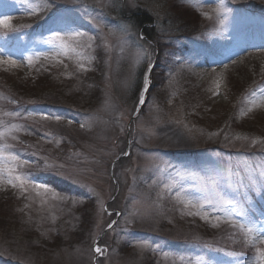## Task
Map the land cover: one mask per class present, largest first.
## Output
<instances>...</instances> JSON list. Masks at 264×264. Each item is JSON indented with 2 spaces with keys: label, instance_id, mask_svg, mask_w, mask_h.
<instances>
[{
  "label": "rangeland",
  "instance_id": "rangeland-1",
  "mask_svg": "<svg viewBox=\"0 0 264 264\" xmlns=\"http://www.w3.org/2000/svg\"><path fill=\"white\" fill-rule=\"evenodd\" d=\"M28 2L0 0L15 29L0 28V61H16L0 63V144L50 191L0 186V264H240L264 251L197 203L217 187L232 193L230 168L264 162V107L247 111L264 99V0H51L43 20ZM131 10L152 18L153 39L132 25ZM60 18L92 36V48L62 63L37 57L50 53L43 40ZM247 195L264 211V193Z\"/></svg>",
  "mask_w": 264,
  "mask_h": 264
},
{
  "label": "snow or ice",
  "instance_id": "snow-or-ice-1",
  "mask_svg": "<svg viewBox=\"0 0 264 264\" xmlns=\"http://www.w3.org/2000/svg\"><path fill=\"white\" fill-rule=\"evenodd\" d=\"M99 2V0H98ZM202 6V5H201ZM54 5L51 0H29L28 2V14L37 15L43 13L40 16V19L43 20L53 9ZM213 11L217 14V19L222 25L224 21L219 19L220 15L223 12L222 6L217 4ZM206 15V14H205ZM85 19L88 23L94 24L95 27H101L99 24H95L96 17L85 16ZM55 27L49 28L48 31L50 35L43 40V43L51 46L50 53H38L37 57L43 56L44 59H52L57 63H62L61 57H67L70 53L81 56V53L78 49H90L92 48L91 41L93 37L88 35L87 32L81 30L79 27L74 26V21L72 23L65 22L62 18L54 21ZM22 27H31V25H23ZM130 26H122L120 31L122 34L127 35L128 28ZM0 28L15 30L12 29L10 18L7 16L0 17ZM111 35H115L116 32L113 29H109ZM141 40L143 36L139 37ZM126 43V41H122ZM28 65L31 66L33 63V56L29 55L25 57ZM138 61V58H137ZM6 62L12 66H16V61L9 59L8 61H0V63ZM149 70L151 69V63H149ZM227 67V65H225ZM80 70H87L83 63L79 64ZM261 71L264 72V66H262ZM149 76L146 73L144 76V84L148 85ZM216 87L219 88L220 84L217 81ZM264 92V90H261ZM215 94V93H214ZM255 97V91L252 93ZM145 101L143 99V93L139 100L140 104H143ZM264 107V99L259 101L253 100L252 107L248 108V112H251L253 108ZM246 114V113H243ZM4 115H10V113L5 112ZM11 115H18L16 113H11ZM31 115H40L42 119L47 120H56L60 121L65 119V117L51 113H39L33 112ZM91 119V118H89ZM73 121L68 120V123L71 124ZM82 128L85 126L83 123L80 125ZM10 131V130H9ZM7 135L6 131H0V138ZM15 139V137H13ZM251 143L255 145L256 140H252ZM7 144H0V186L8 185L14 189H19L22 193L27 192L29 187L32 189H43L45 192L50 191L49 186L37 180L31 173H22L19 169L23 168L30 164V161L27 159H22L20 155L15 154L11 151H8ZM127 155V153H124ZM47 167V165H46ZM243 169V172L240 169ZM231 175L236 176L237 180L235 181L236 187L233 189L232 193L226 194L219 187L212 190L210 193L204 195L200 200L197 201L199 208L204 209L205 205H210L215 212H223L225 222L241 237V243L245 247L254 246L257 242H264V211H258L252 204V201L249 199L247 192L249 190L255 191L257 194L264 193V162L261 163H248L242 162L237 166L236 170L229 169ZM180 173H177V176H180ZM168 190L172 189V183L164 185ZM228 187H232L231 181L228 184ZM241 190H243V198L241 199ZM184 190L181 188L180 190ZM39 194V193H37ZM57 195L56 193L53 194ZM180 193H177L179 196ZM61 200L69 199L65 197H60ZM187 203H192L191 200ZM25 207H28L26 204ZM101 212H106L107 209L104 208L103 204L100 205ZM190 215L193 213H189ZM199 214V212L195 213ZM116 215H120L116 213ZM132 215H135L133 213ZM208 217V213H205L201 216L202 219ZM217 220L220 219L219 216L216 217ZM131 223V221H128ZM117 224V221L113 220L107 225L108 229H113V226ZM215 226V225H214ZM147 242H141V245H145ZM93 251L96 254L103 255L107 252V248H102L96 246L93 248ZM232 256L243 255V253H229ZM240 264H264V251L259 248L256 249L255 255L250 259H245L240 262Z\"/></svg>",
  "mask_w": 264,
  "mask_h": 264
},
{
  "label": "trees",
  "instance_id": "trees-1",
  "mask_svg": "<svg viewBox=\"0 0 264 264\" xmlns=\"http://www.w3.org/2000/svg\"><path fill=\"white\" fill-rule=\"evenodd\" d=\"M136 11H138V9H136ZM130 16L132 24L137 29H139L143 35L147 36L150 39H153V33L151 32L152 29L147 28L148 26H151L153 24L154 21L152 20V18L144 12H134L133 10L130 11Z\"/></svg>",
  "mask_w": 264,
  "mask_h": 264
},
{
  "label": "bare ground",
  "instance_id": "bare-ground-1",
  "mask_svg": "<svg viewBox=\"0 0 264 264\" xmlns=\"http://www.w3.org/2000/svg\"><path fill=\"white\" fill-rule=\"evenodd\" d=\"M246 57H248V56L246 55Z\"/></svg>",
  "mask_w": 264,
  "mask_h": 264
}]
</instances>
